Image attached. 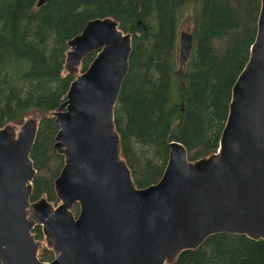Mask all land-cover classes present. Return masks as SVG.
<instances>
[{
	"label": "water",
	"instance_id": "obj_1",
	"mask_svg": "<svg viewBox=\"0 0 264 264\" xmlns=\"http://www.w3.org/2000/svg\"><path fill=\"white\" fill-rule=\"evenodd\" d=\"M131 37L106 16L88 20L67 42L71 72L85 55L95 56L50 112L58 125L53 146L64 156L54 180L57 204L45 197L31 201L37 170L30 153L39 118L0 127V264H172L211 235L264 242V0L217 151L190 161L185 146L171 141L160 179L142 188L121 157L114 123ZM192 38L191 31L179 34L178 73ZM36 225L54 253L50 262L38 258Z\"/></svg>",
	"mask_w": 264,
	"mask_h": 264
},
{
	"label": "trees",
	"instance_id": "obj_2",
	"mask_svg": "<svg viewBox=\"0 0 264 264\" xmlns=\"http://www.w3.org/2000/svg\"><path fill=\"white\" fill-rule=\"evenodd\" d=\"M0 0V127L39 118L30 157L37 173L31 201L57 204L54 180L64 156L54 148L58 125L50 112L65 100L78 72L65 67L67 42L86 22L110 16L131 37L129 71L114 108L121 157L139 188L156 183L168 160V144L181 143L190 161L217 151L231 88L249 57L261 0ZM191 15L192 48L178 73L179 22ZM140 21L146 29L139 25ZM74 215L78 204L72 207ZM35 239H43L39 227ZM53 257L43 247L42 261ZM172 264H264V242L216 234Z\"/></svg>",
	"mask_w": 264,
	"mask_h": 264
},
{
	"label": "rangeland",
	"instance_id": "obj_3",
	"mask_svg": "<svg viewBox=\"0 0 264 264\" xmlns=\"http://www.w3.org/2000/svg\"><path fill=\"white\" fill-rule=\"evenodd\" d=\"M191 27H192L191 15L188 12H186L181 17L180 22H179V30H180V33L181 32H187V33L190 32L191 31ZM52 204H54V203H52Z\"/></svg>",
	"mask_w": 264,
	"mask_h": 264
},
{
	"label": "flooded vegetation",
	"instance_id": "obj_4",
	"mask_svg": "<svg viewBox=\"0 0 264 264\" xmlns=\"http://www.w3.org/2000/svg\"><path fill=\"white\" fill-rule=\"evenodd\" d=\"M36 227H39L40 228V230H41V226L40 225H36L34 228H36ZM34 228L32 229V233H33V230H34ZM41 232H42V230H41ZM43 234V233H42ZM34 236V235H33ZM38 243H39V249H38V258H39V252L42 250V248L43 247H47V248H49L47 245H46V243H44L45 242V238H44V235H43V239H35ZM50 249V248H49ZM51 250V249H50ZM53 253V252H52ZM40 259V258H39ZM54 259V253H53V257H52V259L51 260H53ZM51 260H49V261H44V262H50ZM42 261V260H41Z\"/></svg>",
	"mask_w": 264,
	"mask_h": 264
}]
</instances>
